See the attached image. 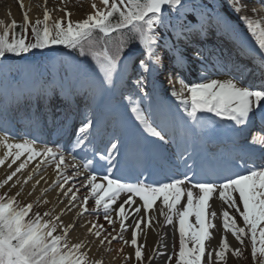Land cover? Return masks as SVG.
Returning a JSON list of instances; mask_svg holds the SVG:
<instances>
[{
  "label": "snow or ice",
  "instance_id": "obj_1",
  "mask_svg": "<svg viewBox=\"0 0 264 264\" xmlns=\"http://www.w3.org/2000/svg\"><path fill=\"white\" fill-rule=\"evenodd\" d=\"M64 3L65 0H61V4ZM100 4L102 7L93 2L91 5L93 12L77 21L70 19L71 13L66 8H57L58 11H64V17L52 21L51 12L46 6L43 19H36L34 24L26 11L23 12L22 25L15 19L9 24L0 20V74L4 80L15 79L12 57L20 58L23 54L32 53L33 50L54 51V46L78 50L81 56H85L87 48V54L93 57L95 65H78V78L73 86L93 89L101 101V104L97 105L99 110L104 97L114 92L118 84L123 82L129 61L136 53L135 49H129V45L133 41H138L140 52L144 56L143 59H139L138 67L149 76L164 70L165 53L168 54L170 75L175 73L181 85L180 91L173 89L171 95L180 101L188 121L192 122L194 134L201 131L205 125L213 124L211 118L205 119L198 115L200 113H211L222 121H232L235 125L245 127L256 111L264 113V79L259 84L246 82L245 70L235 62L228 70L227 78H217L226 65H216L210 59L211 54L209 57L204 56L202 48L191 50L201 64L199 81L185 82L182 73L187 67L188 56L180 47L181 37L187 41L204 30V13L200 14L201 19L197 28V23L193 22L194 18L187 16L189 5L186 0H100ZM20 6L23 10L22 2ZM192 7L195 9L197 6ZM229 7L238 14L258 47L260 54L258 68L264 77V19L239 15L248 7L247 4L233 3ZM251 11L256 13L257 10L253 7ZM30 25L33 39L28 41L27 32ZM18 28L20 32H17ZM169 30L176 37L175 43H170L164 35ZM187 47L185 43V48ZM125 49H129V55L121 59ZM240 59L242 60L243 56ZM146 81L147 76L143 75L135 81H130L135 90L124 97L128 100L124 107L130 110L135 121L139 122L145 132L157 138L162 147L170 127L155 106L154 93L144 90ZM98 126L96 113L86 116L78 128L75 147H80L86 140L91 144L92 130ZM37 140L38 137H33L12 142L6 131L4 135H0V148L6 150L0 158V166L11 158V163L8 164L11 168L12 164L27 154V160L21 162L15 171L0 183V188L25 169L29 161L41 156L44 157L42 163L55 161L58 176L63 175L61 170L68 165L65 164L62 148L60 146L38 148ZM172 142L174 141H168ZM257 143L262 146L258 156L247 142L244 144L233 142L231 151L219 156L202 155L196 151L194 145L177 144L176 152L172 154L175 159L162 157L160 163L161 171L166 168L175 171L172 174L166 173L164 179L150 180L141 178L147 170L148 162L143 157L149 150L148 146L142 144L140 140L125 144L118 137H111L103 149H91L94 152L93 158L85 157L82 166L75 163V156L72 157V167L90 170L86 183L82 185L90 190L83 198L82 211L79 215L87 212L88 200L91 197L95 203L93 212L103 208L104 219L109 225H113L116 221L110 213L112 209L119 220L120 232L123 233L128 229L125 221L129 219L125 205L137 204V201L133 200L134 196L142 201V205H137L134 209L136 214L141 212V208L147 214L154 210L157 201H160L159 211L160 215L164 216V224L172 225L174 218L177 219L179 251L176 253V264H226L229 254L236 258L243 255L246 240L251 246L253 264H264V136H253L252 144ZM129 152L136 153L140 158L136 176L125 179L120 175H114L113 170L120 172L123 166L117 157L127 156ZM180 163L186 171L180 170L178 167ZM100 172L104 173L102 177L97 175ZM203 175L209 178L204 179ZM31 179L30 174L24 183ZM70 179L71 177L64 176L63 183L59 180L54 183L63 190ZM98 179L106 181V184L97 182ZM47 191L48 189L42 190V194ZM69 193L72 194L69 200L71 205L77 197L71 187L64 191V195L68 196ZM123 193L131 195L120 203L118 208L113 209L112 206ZM215 193H218L222 207L226 205L227 209L233 211L230 213L228 210H222L220 213L223 235L219 245L212 248L206 242L212 239L210 230L216 228L214 221L218 218L217 212L211 210L210 204ZM19 195L20 192L13 196L0 195V264H104L102 260L89 259L88 253L83 251L85 247L83 242L69 241L70 230L74 229L75 225L63 223L61 220L63 211L55 216L51 211L43 214L33 212L34 204H20L17 200ZM185 197L186 202L182 205ZM193 217L194 222L190 220ZM238 218L242 220L243 226L238 223ZM154 219V216H149L146 223L144 217L136 219L130 241L123 240L122 235L111 236V233L101 238V231L95 229H103V225L97 226L95 223H91L87 231L100 240L101 246L106 241L111 244L117 239L123 240L125 245L130 244L134 248L135 260L138 264H143L146 245L138 244V236L143 231L141 224L144 223L145 227L150 228ZM228 233H231L239 243V247L233 248L230 245ZM108 236H111V239H108ZM119 251L122 252L123 249ZM155 254L156 250L153 252V255ZM131 258L125 256V260Z\"/></svg>",
  "mask_w": 264,
  "mask_h": 264
},
{
  "label": "bare ground",
  "instance_id": "obj_2",
  "mask_svg": "<svg viewBox=\"0 0 264 264\" xmlns=\"http://www.w3.org/2000/svg\"><path fill=\"white\" fill-rule=\"evenodd\" d=\"M5 1V8H2L0 6V20H3L5 24H9L13 19L20 20L23 19V12H27L30 21L38 19L43 13H39L38 8H34L35 4H31L29 0H4ZM74 1V0H73ZM23 4V10L21 9L20 4ZM37 2V1H36ZM75 2V1H74ZM81 2V9L72 10L71 11V17L70 19L73 21L84 19L85 15H88V13L93 12V8L90 10L89 5L87 4V0H79ZM91 2H95L98 7H102L100 4V0H92ZM259 2H263L264 0H256V3H252V0H223V4L219 5V11L220 15L223 17V23L227 26V28H231L232 31L238 35L243 37L245 40L250 41L252 45H255L254 40L251 37V34L248 33L245 24L239 19V16L237 13L232 11V9L229 7V5H232L233 3L240 4L244 3L247 4L248 7L245 8L239 15H248L253 19H264V7L259 5ZM43 6V3L40 2ZM14 4V5H13ZM16 5V7H15ZM47 5V4H46ZM38 7V6H37ZM255 8L257 11L256 13H253L251 11V8ZM56 9V8H55ZM55 9H51V14H55ZM59 14L60 18L64 17V11L56 12ZM190 18H194V20L197 19L196 15L190 14ZM201 19V18H200ZM205 20L203 19V22ZM208 34V33H205ZM176 38V37H175ZM182 38L180 40V46L182 45ZM196 43H200V40H194ZM257 47V46H256ZM258 49V48H257ZM259 53V52H258ZM206 54V53H204ZM166 62L165 64H167ZM72 64L69 63V65H66L61 69V77L60 81L58 83H55L54 87H61L65 91H70V98H76V92L78 87H74L75 81L77 80V72H73ZM227 67V66H226ZM167 69L163 70L161 72L162 75H165L166 73L170 74V70L167 71ZM160 72L158 74H153L150 77L148 76V80L150 78L156 80L158 77H160ZM148 75V74H147ZM170 76H168L164 82L167 83V79H169ZM218 78H224V77H218ZM53 82V81H52ZM41 83L43 87L47 88V80L44 79V77L41 75ZM14 91H8V95H16V92L22 93L21 87L22 85L15 81L13 84ZM175 88H178L176 85ZM8 90V89H7ZM180 91V90H178ZM118 92H123V88H119ZM0 93H5L3 90V87H0ZM66 94V93H65ZM88 94H92V91H88ZM110 94L109 96H111ZM187 95V93H186ZM76 96V97H75ZM172 96V95H171ZM173 100H166L168 102V105L166 104L169 109L171 110L173 108V103H180L179 100L176 98H172ZM91 102V100H90ZM65 104H61L62 106ZM67 104V103H66ZM180 106V104H179ZM182 111L180 109H175L174 112L180 114V119H178V123L180 121H183L185 124H183L185 131L187 134H192L193 130L191 128V121H188L186 113L183 111V107L181 106ZM116 112L121 114L120 121H119V130L121 131L125 127H131L129 129V135H124L125 140L128 142H132L134 140H140L142 144L150 146L151 149H154L152 146V137L143 130V127L139 125V122L135 125L130 124L126 121L125 117L123 116V111L121 108L117 107ZM161 113L165 115L166 111L161 110ZM119 114V115H120ZM2 122V120L0 119ZM187 122V123H186ZM13 127L12 125H9L8 128ZM14 130H18V128H14ZM36 131V130H35ZM184 133V132H183ZM14 134H20V133H14ZM12 142H20L21 138L16 137H9ZM87 141V140H86ZM42 144H37L36 146L38 148L42 147ZM156 147V146H155ZM161 147V146H160ZM6 150L3 148H0V158L3 157V154ZM165 148L162 147L158 150V152H164ZM174 153V151H172ZM167 155H171V151L167 150ZM66 161L65 164L68 165V167L63 168L61 171L63 175L58 176L57 170H56V162L49 160L48 162H43L44 157H37L34 160H31L28 162L25 169H23L20 173H17L15 177L11 181L8 182V186L11 184L10 189L17 192H20L19 197L25 202V203H33V208H40L45 211H51L53 215H59L63 211V215L61 216V220L65 225L69 223H73L75 225L74 229L70 230L69 233V241L71 243L76 242H83L85 247L83 251H86L88 253L90 260H102L104 264H138V262L134 258V248L128 244L125 245L123 243V240H131L133 225L136 219L139 217L145 218V223L147 222V219L149 216H154L155 219L152 222V227H145V224H141L142 232L138 236V244H145L146 247L144 249V260L143 264H163L166 255L171 250V246L173 241L177 238L179 235L178 233V223L177 219L174 218V222L172 225H166L164 224V216L160 215L159 206L160 201H157V206H154V210L149 211L147 214L141 208V212L139 214H136L134 212V209L137 205H142V201L139 200V198H133V200L137 201V204L134 205H125L126 210L129 213V219L125 221L126 225H128L127 231H124L123 233L120 232L119 228V220L116 218V214L112 209H110V213L112 215V218L116 221L115 224L109 225L107 221L104 219V217H101L102 221H99V217H97V213L100 212V214L105 215L103 208H100L97 212H93V208L95 207L94 199L89 198L88 204H87V212H85L82 216L79 215V213L82 211L81 204L83 201V193H79L77 190H73V192L76 193L77 199L69 205V200L71 198V193L68 194V196L64 195V191H66L69 187L73 189L75 185L79 183L81 189L85 190L86 195H88V192L90 188H85L82 185L86 183V177L82 172V169L80 167H72L73 160L71 159V155H66L65 157ZM118 159V157H117ZM27 160V154L21 157L20 160H18L15 164H12V167L9 168L8 164L11 163V158L5 161V164L0 166V176L1 180L4 181L8 175L11 174V172L15 171V169L19 166V164L23 161ZM128 160V158H127ZM77 165H79L77 162H75ZM39 165V167H37ZM79 172V175H75V173ZM32 175V179L28 180L27 183H24V181L27 179L29 175ZM68 176L71 177V179L68 181L67 184L64 185V189L61 190L57 183H54L55 181L59 180L60 183H63V177ZM128 179V178H126ZM75 180V183L72 185L71 183ZM102 180V179H101ZM19 181V183H17ZM40 181L39 184L36 182ZM97 182L105 183V181L98 180ZM48 189L47 192H44L42 194V190ZM198 191V190H194ZM128 194V193H123ZM126 198L120 197L117 200V203L112 206L113 209L118 208L119 204L122 203ZM47 201V203H44V201ZM186 202V197L182 201L183 203ZM211 204V210H215L217 212L218 218L214 221L216 224V228L211 229L212 232V239L208 242H206L208 245H210L212 248H216L221 240V237L223 235V229H222V221L220 218V213L222 210H228L230 213L233 211L231 209H227L226 205H223L222 202L219 200L218 193L214 194L213 199L210 201ZM67 206V207H66ZM68 208H71L69 211ZM165 211H167L165 209ZM192 222H194V217L190 218ZM91 223H95L97 226L103 225V229H95L100 230L102 235L101 238L104 236H107L108 233H111V236H117L122 235L123 240L117 239L113 240L111 244L105 242L103 246L100 245V240L97 239L94 235L89 234L87 229L91 226ZM238 223L243 226L242 220L238 218ZM111 228L110 231H108ZM113 228H115V231H113ZM94 230V231H95ZM59 233V230H58ZM57 233V234H58ZM146 234V235H145ZM111 236H108V239H111ZM227 239L230 243V245L235 248L239 247V243L235 240V238L231 235V233L227 234ZM247 240L245 241V244H247ZM120 249H123V251H119ZM154 250H156V254L153 255ZM125 256H131V259L125 260ZM151 257V259H150ZM233 256L231 254L228 255L226 264L229 263V261L233 260ZM207 258V254L205 256V260ZM236 259V258H235ZM213 260H215V256L213 254Z\"/></svg>",
  "mask_w": 264,
  "mask_h": 264
},
{
  "label": "rangeland",
  "instance_id": "obj_3",
  "mask_svg": "<svg viewBox=\"0 0 264 264\" xmlns=\"http://www.w3.org/2000/svg\"><path fill=\"white\" fill-rule=\"evenodd\" d=\"M74 1L73 0H65V3L62 5L61 4V0H47V5H45V0H29V2L31 4H35L34 8L36 7V8L39 9V11H38L39 13L40 12L43 13L45 6L49 10L55 9V8L56 9L57 8H66L70 13H71L72 10L78 11V9H81V4L82 3L79 2V0H74ZM91 1L92 0H87V4L89 5L90 10L92 9L91 5L93 3ZM40 2L43 3V6H42V4ZM186 2L188 3L189 0H186ZM0 6L2 8H5L6 9L7 6H5V1L4 0H0ZM15 7H16V5H15ZM56 9H55V14H51L52 21H55L56 19L60 18L59 14L56 13V12H59V11L56 10ZM86 16L87 15H85L84 18H86ZM39 19H43V14L39 17ZM16 21H17L18 24H21V25L24 22L22 18L20 20H16ZM35 21H36V19L35 20H32L31 22L34 24ZM52 21H50V23ZM32 39H33V37H32V32H31V25H30L29 28H28V32H27V40L28 41H31ZM133 42H131V43H133ZM54 48H55V50L50 53V59H51L52 62L55 61L58 66H61L60 64H63V63H66V62L72 63L71 66H73L74 63H76V61L74 59V56H73V53H72V49H66L63 46H54ZM30 54L31 55H27V56L32 57L33 56L32 54H34V50ZM10 56H11V54H10ZM87 56L88 57H86V58H92V60H94L91 55H87ZM12 58H15V57H12ZM85 61L88 62L87 60H85ZM30 63L31 62H29L26 65V69L28 70V72H31L32 73L33 72V69H35V65L34 64H30ZM77 67H78V64L76 63L75 66L73 67V72H77ZM12 70H14L15 72H18V69H16V68L15 69L12 68ZM123 103H124V105H127V103L125 101H123ZM2 182L3 181L1 180V176H0V183H2ZM10 186H11V184L9 186L7 184V185H4V187L0 188V195H5V194H7L8 196L15 195L16 192L13 191V190H11L10 189ZM78 187L79 186H75L74 189L76 190V189H78ZM79 193H83V192L80 191ZM17 200L22 205L28 204V203H25L19 196L17 197ZM37 211L40 212L41 214H43L44 212H46L45 210H42V209H40L38 207L37 208H33V212H37ZM178 243L179 242H175V244H174L173 252H172V254L170 256L171 257V260L169 261L170 264H176V259L177 258L174 256V253H178V251H179V245H178ZM228 264H251L250 260H248L247 255H246V248L243 246V255L238 260H231V261H229Z\"/></svg>",
  "mask_w": 264,
  "mask_h": 264
},
{
  "label": "trees",
  "instance_id": "obj_4",
  "mask_svg": "<svg viewBox=\"0 0 264 264\" xmlns=\"http://www.w3.org/2000/svg\"><path fill=\"white\" fill-rule=\"evenodd\" d=\"M20 31H21V30L18 28V29H17V32H20Z\"/></svg>",
  "mask_w": 264,
  "mask_h": 264
}]
</instances>
